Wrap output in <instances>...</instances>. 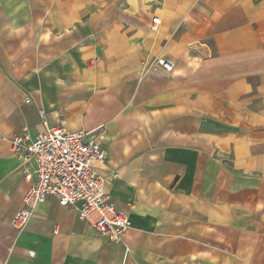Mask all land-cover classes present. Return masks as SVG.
<instances>
[{
	"label": "crops",
	"instance_id": "1",
	"mask_svg": "<svg viewBox=\"0 0 264 264\" xmlns=\"http://www.w3.org/2000/svg\"><path fill=\"white\" fill-rule=\"evenodd\" d=\"M61 119L118 174L119 242L52 198L12 226L10 140ZM0 264H264V0H0Z\"/></svg>",
	"mask_w": 264,
	"mask_h": 264
},
{
	"label": "built area",
	"instance_id": "2",
	"mask_svg": "<svg viewBox=\"0 0 264 264\" xmlns=\"http://www.w3.org/2000/svg\"><path fill=\"white\" fill-rule=\"evenodd\" d=\"M160 22L159 16L154 17L151 29L157 30ZM143 69V75L157 72L169 76L175 71V65L166 58L154 57ZM24 104L33 106L30 96ZM10 144L22 162L24 177L31 183L23 207L12 220L17 231L25 230L36 207L52 198L59 206L74 208L78 218L100 236L111 242L122 239L131 226L129 215L118 208L105 190L106 181L116 179L118 174L99 172L97 165H103L107 155L91 132L72 131L68 121L61 119L54 126L46 124L36 138L18 135Z\"/></svg>",
	"mask_w": 264,
	"mask_h": 264
}]
</instances>
